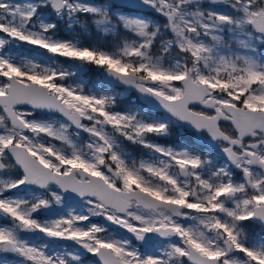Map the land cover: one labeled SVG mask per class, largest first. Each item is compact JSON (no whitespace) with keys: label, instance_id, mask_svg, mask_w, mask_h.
<instances>
[{"label":"snow or ice","instance_id":"1","mask_svg":"<svg viewBox=\"0 0 264 264\" xmlns=\"http://www.w3.org/2000/svg\"><path fill=\"white\" fill-rule=\"evenodd\" d=\"M85 255L264 264V0H0V264Z\"/></svg>","mask_w":264,"mask_h":264},{"label":"rangeland","instance_id":"2","mask_svg":"<svg viewBox=\"0 0 264 264\" xmlns=\"http://www.w3.org/2000/svg\"><path fill=\"white\" fill-rule=\"evenodd\" d=\"M25 51H26V49H25ZM84 79H86L90 84L100 82L99 78L96 75L94 77H92L91 72L88 70L84 74ZM124 97H125V102H127L128 94H124ZM138 158H140V156H138ZM84 264H91V263L84 261Z\"/></svg>","mask_w":264,"mask_h":264},{"label":"flooded vegetation","instance_id":"3","mask_svg":"<svg viewBox=\"0 0 264 264\" xmlns=\"http://www.w3.org/2000/svg\"><path fill=\"white\" fill-rule=\"evenodd\" d=\"M83 259H84V261H87L88 263L93 264V260H94V258L91 257L90 255H85V256L83 257Z\"/></svg>","mask_w":264,"mask_h":264},{"label":"trees","instance_id":"4","mask_svg":"<svg viewBox=\"0 0 264 264\" xmlns=\"http://www.w3.org/2000/svg\"><path fill=\"white\" fill-rule=\"evenodd\" d=\"M89 71L91 72L92 77H94L95 76V73L91 69H89ZM135 147H137V146H134L133 148H135Z\"/></svg>","mask_w":264,"mask_h":264},{"label":"water","instance_id":"5","mask_svg":"<svg viewBox=\"0 0 264 264\" xmlns=\"http://www.w3.org/2000/svg\"><path fill=\"white\" fill-rule=\"evenodd\" d=\"M95 71H97L96 69H94ZM98 72V71H97Z\"/></svg>","mask_w":264,"mask_h":264}]
</instances>
